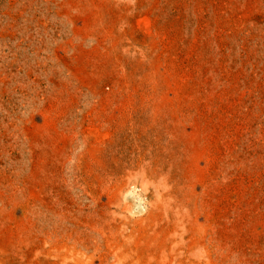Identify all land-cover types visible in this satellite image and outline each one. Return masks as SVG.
Returning a JSON list of instances; mask_svg holds the SVG:
<instances>
[{
    "label": "rangeland",
    "instance_id": "1",
    "mask_svg": "<svg viewBox=\"0 0 264 264\" xmlns=\"http://www.w3.org/2000/svg\"><path fill=\"white\" fill-rule=\"evenodd\" d=\"M0 264H264V0H0Z\"/></svg>",
    "mask_w": 264,
    "mask_h": 264
}]
</instances>
